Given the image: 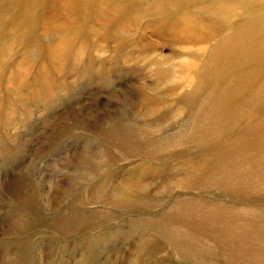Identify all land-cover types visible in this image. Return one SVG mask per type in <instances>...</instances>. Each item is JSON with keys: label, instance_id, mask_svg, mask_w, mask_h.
Segmentation results:
<instances>
[{"label": "rangeland", "instance_id": "374dc122", "mask_svg": "<svg viewBox=\"0 0 264 264\" xmlns=\"http://www.w3.org/2000/svg\"><path fill=\"white\" fill-rule=\"evenodd\" d=\"M105 2L0 0V264H264V0Z\"/></svg>", "mask_w": 264, "mask_h": 264}, {"label": "bare ground", "instance_id": "6f19581e", "mask_svg": "<svg viewBox=\"0 0 264 264\" xmlns=\"http://www.w3.org/2000/svg\"><path fill=\"white\" fill-rule=\"evenodd\" d=\"M123 1L125 4L129 5V10L131 12H135L139 15H150L152 18L160 19L159 21H165L167 26H169V32L172 31L173 34L177 36L179 35L178 39L180 40L182 38L192 40L193 38H196L201 33V31L209 32L210 30H213L216 23L222 24V19L219 20L221 17L218 16H224L227 11L226 9H231L229 8V6H227V0H221V2L225 3L221 5H218V3H216L219 0H206V2L211 1V4H208L206 2L203 3L202 9H199L198 6L200 4H196V0ZM151 1L155 2L154 4H152L153 6L149 9L145 8V6L150 5L148 3ZM105 3H107L105 2V0H97V9L101 10L102 6L105 5ZM109 6L111 9L118 8V5L117 7H115L114 5ZM152 14L154 16H152Z\"/></svg>", "mask_w": 264, "mask_h": 264}]
</instances>
